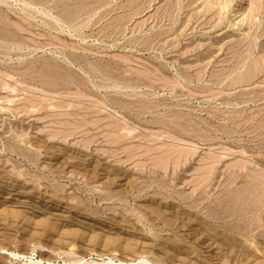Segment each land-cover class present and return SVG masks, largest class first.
<instances>
[{
    "label": "rangeland",
    "instance_id": "rangeland-1",
    "mask_svg": "<svg viewBox=\"0 0 264 264\" xmlns=\"http://www.w3.org/2000/svg\"><path fill=\"white\" fill-rule=\"evenodd\" d=\"M0 264H264V0H0Z\"/></svg>",
    "mask_w": 264,
    "mask_h": 264
}]
</instances>
